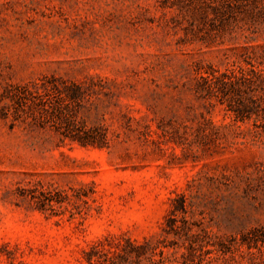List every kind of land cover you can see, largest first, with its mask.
Listing matches in <instances>:
<instances>
[{"label":"rangeland","instance_id":"obj_1","mask_svg":"<svg viewBox=\"0 0 264 264\" xmlns=\"http://www.w3.org/2000/svg\"><path fill=\"white\" fill-rule=\"evenodd\" d=\"M251 64L264 0H0V264H110L86 252L144 240L155 262L127 264H264V130L195 92ZM70 83L15 118V85ZM55 107L105 146L64 137Z\"/></svg>","mask_w":264,"mask_h":264},{"label":"trees","instance_id":"obj_2","mask_svg":"<svg viewBox=\"0 0 264 264\" xmlns=\"http://www.w3.org/2000/svg\"><path fill=\"white\" fill-rule=\"evenodd\" d=\"M217 7L214 8L216 10ZM218 9V8H217ZM221 11V10H220ZM215 12H218L217 10ZM46 86L41 84L40 87L33 86L30 88L27 84L15 85L10 90L9 98L15 103L14 113L15 118L20 115H33L34 118H44L45 105L48 104L50 91L56 92L61 97L65 96L70 99L76 98L81 93V86L76 83H70L65 86ZM14 88V89H13ZM195 92L199 97H215L221 102H226L228 108L234 114L235 121H245L254 115L255 127H261L264 130V72L251 64L249 68L238 67L236 69H229L220 71L218 69L210 68L199 73L195 85ZM244 93H248L247 96ZM247 98L248 101H245ZM53 108V105H49ZM57 108V119L65 121V125L58 127V130L64 137L72 141L78 142L82 146H105L104 136L98 134L93 129L83 130L74 123V120L67 116V114ZM1 117H7L8 112H1ZM174 209L185 212V201L182 196L171 199ZM172 220L169 218V225L172 228ZM256 228H252L241 235V243L248 241V234L254 232ZM118 259L111 258L105 253L104 247L97 245L91 246L90 250L86 252L87 261H106L110 264H127L126 261L130 257H134L137 262H140L143 257H148L152 262L155 255V248L148 240L141 243H134L127 241V246L120 245L114 251ZM162 252V251H161ZM181 264H189L186 258H182Z\"/></svg>","mask_w":264,"mask_h":264}]
</instances>
